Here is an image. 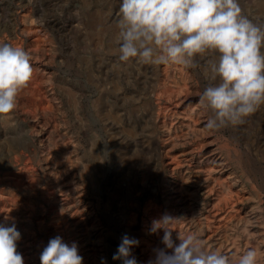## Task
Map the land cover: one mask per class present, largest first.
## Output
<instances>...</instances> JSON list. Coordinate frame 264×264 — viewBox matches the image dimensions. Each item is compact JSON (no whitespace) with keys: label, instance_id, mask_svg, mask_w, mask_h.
Wrapping results in <instances>:
<instances>
[{"label":"bare ground","instance_id":"obj_1","mask_svg":"<svg viewBox=\"0 0 264 264\" xmlns=\"http://www.w3.org/2000/svg\"><path fill=\"white\" fill-rule=\"evenodd\" d=\"M23 1L29 2L32 0ZM256 7L261 13H264V1L257 3ZM29 9L21 12V14H19L20 16L17 15V19L12 18L14 20L12 21L11 27L9 28V30L11 29L10 36L9 38H6V41H4V43L21 46L26 52L30 54L34 73L28 86L19 93L17 99V107L11 114V117H5L4 122L0 123V144L3 145L5 151L3 154L7 156L6 160L3 158L6 161L2 166L3 168H0V225L12 226L13 224H15L17 230L21 233V239L17 242V251L22 254L24 258V264H26V259H29L27 246L30 243L33 244L37 248V250H40L44 247L43 245L46 241L49 242L50 239L55 238L56 236H60L63 242L69 245H71L73 242L77 244L78 252L83 257V264H98V256L99 254H101L99 253V248H101L100 242L102 241L100 233L102 225H107V227L110 228L109 225L111 222V218L107 216L108 213L104 215L103 210L105 209V212L108 211L110 207L109 201H112L118 197L117 188L114 181L112 179V182L109 180L111 184L108 188L106 195L107 199L104 203V196L102 193L103 191H101L99 182L100 175H98V165L97 163L94 165V162L89 160L85 155L86 146L90 141L85 146V142L82 139H79V130L78 132H76L75 128V130L72 129L71 131H69L67 128H62V126L65 125V114H68L69 112V117L71 116V120H73V123L81 122L80 124L83 125L84 120L82 122L79 111L77 109L76 101L79 99V97L77 96V94L72 92L73 87L71 89L67 85H62V87L60 88L59 86L61 85V80H57L56 78H54L56 75L54 77L53 75H51V73H55L54 71L56 70L54 64L59 63L58 61L60 60V56H57V52L59 50V48H57V40L58 35L60 34H58L57 31L53 29V25L51 26L52 28L49 27V23H47L42 15L39 14L38 8V11L36 9ZM89 17H91V15ZM95 17H97V15ZM85 20L88 21V19ZM78 21H80V19ZM52 23L54 24V22ZM84 23L86 24V22ZM96 24L97 23H95V25ZM64 27H62L63 30ZM77 28L79 29V27ZM91 28L93 27L89 25L88 30H93ZM96 31L98 32V30ZM100 32L99 34H101ZM66 39H68V37ZM59 45L58 47H60ZM91 46L93 48V45ZM91 46L89 48H91ZM82 49L80 50L82 51ZM68 53L70 52L68 51ZM87 54H89V51L87 52ZM92 60L93 59H91V61ZM111 63L114 64V62ZM149 65H147L146 68H148ZM160 65L161 64L154 65L155 73L157 75L156 80L154 81V86H152L154 100H149L147 104L142 103V106L144 105L143 108H145L142 112H146L147 117L145 123L146 127H144L147 137L145 138V149L147 150V152L144 153L145 155L148 154V157L146 158L148 159V162H150L149 164L152 165V169L154 170L152 171L154 172L152 177H158L159 173L163 174L164 177L162 176L160 181H157L156 184L154 183L157 179L154 182H150L148 184L149 186L147 185L145 187L143 184L139 183L140 185H138V183H135L132 191L130 190L131 192L128 191L123 193L122 195L119 193L121 195L120 199H126L131 196V198L134 199L133 202L135 201V203H137L141 199L146 200L144 201V208L142 207L143 210L139 211L135 209L133 212L125 211L126 214L123 215L122 233L139 240L138 246H135L131 249V254L136 258L137 264H146V259L151 261L153 260L155 262L156 250L158 249H164L167 253L171 254L172 250L167 249L162 243V238L164 235L163 230L157 232L152 231L153 221L159 220L164 214H169L177 219L174 223L167 226L168 228H170V230H172V238L175 243H179V240L177 238L178 234L182 237L188 234H192L203 239L209 250H219L221 253L229 255L232 258L239 256L248 249L254 248L262 254L259 258V264H264V237L259 234V232L261 231L257 229V221L252 218L253 215L255 217V214L257 212H259L260 215L264 217V201L261 200L262 202H259L257 205L255 202L256 200H260L261 195L264 194V136L260 138L254 133V135L251 136V127L254 128L253 125H245L243 128L240 125H232L233 129H230L231 127L229 128V126H227L220 128L219 130H214V132L218 134L217 138H215L214 140L210 139V132L206 128V124L203 120V114L205 113V111L199 106V101H197L198 103L191 102L190 97H192V92L190 91V89L193 87H191L192 83H189L190 86H188L187 84L190 79L187 80L185 78L187 80L186 83L183 80L181 81L179 79L178 80L180 82L170 80V76L172 75L169 76L170 73H167V71L169 70H163V72L160 71L161 73H159ZM164 65H166V67L168 66L167 64ZM121 68L123 67L121 66ZM99 69L100 68L98 67V70ZM196 71H198L199 73L201 72L200 76L204 77L202 63L201 65L197 66ZM86 74L88 73L86 72ZM93 74L94 73H92L91 75ZM116 75H118V73ZM175 75L177 76V74ZM113 77L112 79H115ZM198 79L195 80L198 81ZM111 82L114 81L111 80ZM198 82L200 83L198 84L201 92H203L204 88L207 87L210 83V81L206 79L205 83L208 82L207 84H203L202 80H199ZM201 92L199 91L200 94ZM91 93L93 94V91ZM122 94L125 93L123 92ZM58 95L61 96V100H59ZM80 96L83 95L81 94ZM88 98H90V96ZM80 101L78 100V102ZM81 103L82 102H80V104ZM126 105L127 104H125V106ZM139 106L135 105V107ZM113 107L115 108V106ZM80 111H82V109ZM138 112H140V110H134V113ZM82 114L84 115V113ZM207 114L209 115V117H211L212 115L210 110ZM110 115H112V113ZM114 115H116V113ZM118 115H120V113ZM87 117L89 116L87 115ZM262 118H264V116H262ZM122 120L124 119L122 118ZM87 121L88 123L90 122L89 120ZM254 122L252 123L254 124ZM257 123L258 122H256V124ZM84 127L82 126L83 129ZM91 128L94 130L93 127ZM126 128L128 129V127ZM130 129H132V127ZM261 129V132L264 133V128ZM114 134L116 135V132ZM220 140H222V142L219 144ZM118 143H120V141ZM128 144L129 142L127 143V145ZM95 145V143L91 142L89 146L90 148H95ZM125 145L126 144H124V147ZM212 145H215L216 149H211L210 146ZM124 147L121 146L120 154L128 158L129 155L126 154L127 151L124 149ZM0 149L2 150V148ZM217 151H219L220 153L225 151V159H223L221 155H217ZM105 152H107L106 149ZM138 154L139 153L137 152V156ZM111 155L113 154L111 153L110 156ZM131 155L130 156L132 158L136 157V155L134 157L133 152L131 153ZM125 157H123V159ZM139 158L140 157H138V159ZM97 161L99 162V159ZM230 161L238 162L245 175L244 182H242L240 178L236 176V171L229 169L228 162ZM232 164L233 163H231V165ZM236 164L234 163V165ZM103 168L101 169L104 170ZM5 170H9V173L8 171L6 173ZM14 177H17L20 180L12 179ZM3 178H6V180L8 181H3L5 180ZM133 179L134 177L132 178V182ZM140 179L141 182L143 177H141ZM120 186H122V184ZM125 186H123V188ZM247 186H250L251 190H249V192L247 191ZM164 188L170 190V198L164 196V193H166L163 191ZM15 191H17L18 194L22 196V198H19V195L15 196ZM172 203L173 205L174 203H176V207H172ZM245 204L249 205V211L247 210L249 214H247L246 210L244 209ZM135 206L133 208H135ZM262 226L264 225H261V227ZM107 239L110 246L116 245L113 239L111 240L109 239V237H107ZM104 245L106 246V244ZM36 257L37 253L32 254L34 262H36L37 260ZM35 264H37V262Z\"/></svg>","mask_w":264,"mask_h":264},{"label":"clouds","instance_id":"obj_2","mask_svg":"<svg viewBox=\"0 0 264 264\" xmlns=\"http://www.w3.org/2000/svg\"><path fill=\"white\" fill-rule=\"evenodd\" d=\"M117 15L115 43L121 62L196 67L197 57L203 58V75L210 83L199 103L212 113L208 130L241 124L264 105V23L244 14L240 0H122ZM33 73L28 52L0 43V123L11 117ZM176 220L164 214L153 221L152 231L163 230L162 243L172 250H156L154 264H259L262 254L254 248L232 258L209 250L192 234H178L175 243L167 226ZM20 239L15 224L0 225V264H24L17 251ZM138 244L125 234L113 260L137 264L131 249ZM39 259L40 264H83L77 244L60 236L49 240Z\"/></svg>","mask_w":264,"mask_h":264},{"label":"rangeland","instance_id":"obj_3","mask_svg":"<svg viewBox=\"0 0 264 264\" xmlns=\"http://www.w3.org/2000/svg\"><path fill=\"white\" fill-rule=\"evenodd\" d=\"M33 1V2H32ZM29 2L23 1V0H0V43H4V41H6V38H9L10 36V32L11 29L9 30V28L11 27V23L14 19H17L18 16H20L19 14H21V12L25 11L26 9L28 10L29 8L31 10H37L38 8V12L39 14L42 15V17L44 18V20L49 23V27L52 28L57 31L58 34V40H57V48H59L58 50V54L57 56L60 58V60L58 61L59 63H55L54 66L56 68V70L54 71L55 73H51V75H53L54 78H56L57 80H61L60 83L61 85L59 86L60 88L62 87V85H67L69 86L71 89L73 87V93L77 94V96L79 97V101L82 102L80 104V102H77V109L79 111L81 120L83 122H87L84 123L83 125L80 124L81 122H72L73 120H71V116L70 112L67 114H65V127L62 126V128H67L69 131H71L72 129H76V132H78L79 130V139H82L86 144L88 143L90 145L91 142L95 143V148L92 147L90 148V146L87 144L86 149H85V155L86 157L91 160L92 162H94V165L97 163L98 165V175L99 179H100V187H101V191H103V196H104V200L103 202L105 203L106 199H107V191L108 188L110 187V184L112 182V180L115 183V186L117 188V192H118V197L112 201H109L110 203V207L109 210L105 212V209L103 210L104 215H106L108 213L107 216H109L111 218V222H110V228L107 227V225H102V229H101V237H102V241L100 242V246L101 248H99V256H98V264H102L101 260H105L106 264H121V260H113V254L116 253L117 248L119 243L121 242V238L122 236H124V233H122V229H123V215L126 214V212H130V211H134L136 210H143L144 208V200H139L137 203H135V201L133 202L134 199L131 198V196H129L128 198L124 199H120L121 195L125 192L128 191H132V189L134 188V184L138 183V185L143 184L144 187L147 186L150 182H154V184H156L157 181H160L161 177L164 175L159 173L158 177H152L153 173L152 171H154L152 169V165H150L148 162V159L146 157H148V154L145 155L144 152H147V150L145 149V145H146V133H145V128L146 127V112H142L144 111L145 108L143 104H147L148 101H152L154 100V93H152V86H154V81L156 80V73H155V69H154V65L153 64H143L138 62L136 59H132L129 62H121L118 58L119 54H118V45H115V36L118 32V29L116 27V21L118 19V9H119V5L120 3H122V0H32ZM82 1V2H81ZM247 1V2H246ZM253 1V2H252ZM264 1V0H260ZM259 0H240V5L242 7V10L244 12V14H246L250 19H253L254 22L257 23H264V13H261L259 11V9L256 7L257 3H260ZM24 3V4H21ZM32 3V4H31ZM248 5H247V4ZM27 4V6H26ZM251 4V6H250ZM256 4V5H255ZM31 5V6H30ZM34 5V6H33ZM23 6V7H22ZM29 6V8H28ZM36 6V7H35ZM249 6V7H248ZM253 6V7H252ZM254 8V9H253ZM29 9V10H30ZM42 9V10H41ZM258 9V11H257ZM18 11V12H16ZM254 11V12H253ZM259 12V14H258ZM95 13V14H94ZM58 14V15H57ZM91 17H89L90 15ZM99 14V15H98ZM18 15V16H17ZM44 15V16H43ZM78 15V16H77ZM86 15V16H85ZM94 15V16H93ZM97 15V17H95ZM258 15V16H257ZM15 16V17H13ZM99 16V17H98ZM62 17V18H61ZM14 18V19H12ZM85 19L91 20L88 21ZM102 18V19H100ZM258 18V19H257ZM49 19V20H48ZM80 19V22L78 21ZM100 19V21H99ZM56 20V21H55ZM7 21V23H6ZM11 21V22H10ZM62 21V22H61ZM74 21V22H73ZM76 21V24H75ZM54 22V24L52 23ZM65 22V23H64ZM79 22V23H77ZM86 22V24L84 23ZM68 23V24H67ZM95 23H97L95 25ZM72 26H71V25ZM53 25V26H52ZM76 25V26H75ZM87 25V27H86ZM89 25L93 28V30H88L89 29ZM52 26V27H51ZM60 26V27H59ZM65 26V27H64ZM67 26V27H66ZM75 26V27H74ZM100 26V27H99ZM56 27V28H55ZM64 27V30L63 28ZM79 27V29L77 28ZM7 28V29H6ZM67 28V29H66ZM77 28V29H76ZM101 28V29H100ZM61 29V30H60ZM71 29V30H70ZM98 30V32L96 30ZM59 30V31H58ZM67 30V31H66ZM74 30V31H72ZM83 30V31H82ZM4 31V32H3ZM72 31V32H71ZM76 31V32H75ZM91 31V32H89ZM93 31V32H92ZM95 31V32H94ZM101 31V32H100ZM80 32V33H78ZM89 32V34H88ZM99 32L101 34H99ZM2 33V35H1ZM66 33V34H65ZM87 33V34H85ZM65 34V35H64ZM72 34V35H71ZM4 35V36H3ZM62 35V36H61ZM77 35V36H76ZM91 35V37H90ZM93 35V37H92ZM97 35V36H95ZM87 36V37H86ZM89 36V37H88ZM101 36V38H100ZM3 37V38H2ZM5 37V38H4ZM68 37V39H66ZM95 37V38H94ZM98 39H97V38ZM103 37V39H102ZM62 38V39H61ZM75 38V39H74ZM85 39V43H84V39ZM91 38V39H90ZM100 38V39H99ZM5 39V40H4ZM66 39V40H65ZM93 39V40H92ZM106 39V40H105ZM83 40V42H82ZM91 42H90V41ZM100 40V42H99ZM66 41V42H65ZM69 41V42H68ZM72 41V42H71ZM96 41V42H94ZM98 41V43H97ZM59 42V43H58ZM62 42V43H61ZM82 42V43H81ZM102 42V43H101ZM108 42V44H107ZM61 43V44H60ZM87 43V44H86ZM92 43V44H90ZM101 43V44H100ZM106 43V44H105ZM60 44V45H59ZM69 44V45H67ZM79 44V45H78ZM87 46H86V45ZM98 44V45H97ZM101 46H100V45ZM58 45L60 47H58ZM63 45V46H61ZM74 48H73V46ZM93 45V48L92 46ZM96 45V46H94ZM84 46V47H83ZM91 46V48H89ZM100 48H99V47ZM70 47V48H69ZM109 47V48H107ZM114 47V48H113ZM117 47V48H116ZM85 48V49H82ZM98 48V49H97ZM115 50L113 51L112 50ZM62 49V50H60ZM76 49V51H75ZM82 49V51L80 50ZM66 50V51H65ZM80 50V51H79ZM112 50V51H111ZM68 51L70 53H68ZM85 51H89V54H87V52ZM101 51V52H100ZM62 52V53H61ZM79 54H78V53ZM92 52V53H91ZM60 53V54H59ZM67 55H65V54ZM63 54V55H62ZM71 54V55H70ZM86 54V55H85ZM76 55V56H75ZM89 55V56H88ZM96 55V56H95ZM64 59H63V57ZM88 56V57H87ZM98 56V57H97ZM74 57V58H73ZM76 57V58H75ZM93 57V58H92ZM96 57V58H95ZM68 58V59H67ZM200 57H197V61H198V65L204 64V60L203 58L199 59ZM75 59V60H74ZM78 59V60H77ZM86 59V60H85ZM91 59H93L91 61ZM64 62H63V61ZM73 61V62H72ZM91 61V62H90ZM95 61V62H94ZM63 62V63H62ZM87 62V63H86ZM111 62H114L111 63ZM76 63V64H75ZM121 63V64H120ZM124 63V64H123ZM62 64V65H61ZM82 64V65H80ZM89 64V65H88ZM141 64V65H140ZM60 65V66H59ZM64 65V66H63ZM72 65V66H71ZM76 65V66H75ZM78 65V66H77ZM88 65V66H87ZM139 65V66H138ZM145 65V66H144ZM148 66V68H146ZM168 66L166 67V65L161 64L160 68H159V73L163 72V70H169L167 71V73L172 76H170V80H175V81H179V80H183L185 83L187 80H189L187 82L188 86H190L189 83H192L191 87L193 88H189L190 91L192 92V97H190L191 102L193 103H198L197 101H199V97H200V93L201 92L200 88H199V80L203 81V84H207L208 82L205 83V79L204 77H201L200 74L197 70V66L196 67H184V66H180V65H174V64H167ZM68 66V67H67ZM83 66V67H81ZM87 66V67H86ZM97 66V67H96ZM121 66L123 68H121ZM143 66V67H142ZM163 66V68H162ZM175 66V67H174ZM85 67V68H84ZM98 67L100 68L98 70ZM115 67V68H114ZM117 67V68H116ZM120 67V69H119ZM142 67V68H141ZM151 67V68H150ZM166 67V69H165ZM171 69H170V68ZM180 67V68H179ZM65 68V69H64ZM67 68V69H66ZM72 68V69H70ZM84 68V69H83ZM144 68V69H143ZM184 68V69H183ZM195 70H194V69ZM59 69V70H58ZM86 69V70H85ZM95 69V71H94ZM119 69V71H118ZM125 69V71H124ZM179 69V70H178ZM181 69V70H180ZM189 71H188V70ZM89 70V71H87ZM97 70V71H96ZM115 70V71H114ZM128 70V73H127ZM176 70V72H175ZM93 71V72H92ZM100 71V72H99ZM153 71V72H152ZM161 71V72H160ZM182 71V72H181ZM188 71V72H187ZM63 72V73H61ZM74 72V73H73ZM80 74H79V73ZM86 72L88 74H86ZM97 72V73H95ZM184 72V74H183ZM186 72V75H185ZM58 73V74H56ZM72 73V74H71ZM77 73V74H76ZM92 73L96 74V75H91ZM118 73V75L116 74ZM122 73V74H121ZM172 73V74H171ZM190 73V74H189ZM61 74V75H60ZM62 74H66L65 76ZM90 74V75H89ZM177 74V76L175 75ZM188 74V75H187ZM86 75V76H85ZM98 75V76H97ZM103 75V76H102ZM116 75V76H115ZM129 75V76H128ZM181 75V76H180ZM184 75V77H183ZM192 75V76H191ZM115 76V77H113ZM118 76V78H117ZM133 78H132V77ZM180 76V78H179ZM187 76V77H186ZM198 76V77H197ZM67 77V78H66ZM69 77V78H68ZM100 77V78H99ZM113 78H117L116 81ZM126 77V78H125ZM129 77V78H128ZM183 77V78H182ZM192 77V78H191ZM197 77V78H196ZM201 77V78H200ZM65 78V79H64ZM108 78V79H107ZM113 80L114 82H111V80ZM131 78V79H130ZM187 80H186V79ZM199 78V79H198ZM68 79V80H67ZM102 79V80H101ZM179 79V80H178ZM195 79H198L195 80ZM204 79V80H203ZM78 80V81H77ZM110 80V81H109ZM119 80V81H117ZM128 80V81H127ZM153 80V82H152ZM81 81V82H80ZM92 81V82H91ZM100 81V82H99ZM194 81V83H193ZM72 82V83H71ZM85 82V83H84ZM130 82V83H129ZM180 82V81H179ZM77 83V84H76ZM101 83V84H100ZM105 83V84H104ZM116 83V84H115ZM170 83V82H169ZM199 83V84H198ZM83 84V85H82ZM86 84V85H84ZM94 84V85H92ZM100 84V85H98ZM124 84V85H123ZM172 84V83H171ZM89 85V86H88ZM111 85V86H110ZM116 85V86H115ZM122 85V86H121ZM83 86V87H82ZM88 86V87H87ZM98 86V87H97ZM102 86V87H100ZM127 86V87H126ZM76 87V88H75ZM79 87V88H78ZM82 87V88H81ZM107 87V88H106ZM113 87V88H112ZM116 87V88H115ZM120 87V88H119ZM151 87V88H150ZM89 88V89H88ZM93 90H92V89ZM115 88V89H114ZM126 88V89H125ZM130 88V89H129ZM150 88V89H149ZM199 88V89H198ZM113 89V90H112ZM194 89V90H193ZM95 90V91H94ZM98 90V91H97ZM121 90V91H120ZM127 93H126V91ZM193 90V91H192ZM196 90V91H195ZM93 91V94L91 92ZM101 91V92H100ZM115 91V92H114ZM117 91V92H116ZM109 92V93H108ZM125 94H122V93ZM104 95H102V94ZM113 93V94H110ZM199 93V94H198ZM202 93V92H201ZM83 96H80V95ZM108 95V96H107ZM128 95V96H127ZM133 95V96H132ZM194 95V97H193ZM59 96V100H61V96ZM90 96V98H88ZM111 96V97H110ZM118 96V97H117ZM121 96V97H120ZM124 96V97H123ZM126 96V97H125ZM81 97V98H80ZM87 97V98H86ZM93 97V98H92ZM106 97V98H105ZM115 97V98H113ZM103 98V99H102ZM127 98V99H126ZM132 98V100H131ZM196 98V99H195ZM86 99V100H85ZM115 99V100H114ZM126 99V100H125ZM140 99V100H139ZM189 99V100H190ZM193 99V100H192ZM124 100V101H123ZM134 100V101H133ZM146 100V101H145ZM95 101V102H94ZM126 101V102H125ZM195 101V102H194ZM107 102V103H106ZM115 102V103H114ZM128 102V103H127ZM146 102V103H145ZM80 104V105H79ZM125 104H127L125 106ZM139 106V107H135ZM200 104V103H199ZM197 104V105H199ZM85 105V106H84ZM92 105V106H91ZM122 105V106H121ZM90 109H89V107ZM115 106V108L113 107ZM146 106V105H145ZM204 111L205 113L203 114V120L204 123H207V119H209V115L207 114L209 109L202 107L201 105H199ZM82 107V108H81ZM98 110H97V108ZM112 107V108H111ZM124 107V108H123ZM130 107V108H129ZM108 108V109H107ZM130 110H129V109ZM143 108V109H142ZM82 109V111H80ZM94 109V110H93ZM140 110V112L138 113H134V110ZM262 109V110H261ZM101 110V111H100ZM105 110V111H104ZM110 110V111H109ZM132 110V111H131ZM207 110V111H206ZM261 110V111H260ZM109 111V112H108ZM117 111V112H116ZM123 111V112H122ZM81 112V113H80ZM96 112V113H94ZM106 112V113H104ZM112 115H110L111 113ZM120 115H118L119 113ZM129 112V114H128ZM132 112V113H131ZM258 112V113H257ZM84 113V115L82 114ZM109 113V114H108ZM116 113V115H114ZM118 113V114H117ZM256 113V114H255ZM264 105H262L260 108L257 109V111H255L254 113H252L251 115H249L248 117L245 118L244 122L241 124H238L236 126H242V128L245 125H250V126H254L251 127V136L252 135H257L260 138L262 136H264V133H262V129L264 128V118H262V116H264ZM94 116H93V115ZM100 114V115H99ZM104 114V115H103ZM262 116H261V115ZM87 115L89 117H87ZM97 117H96V116ZM103 117H102V116ZM107 117H106V116ZM208 115V116H207ZM253 115V117H252ZM84 116V117H83ZM92 116V117H91ZM111 116V117H110ZM261 116V117H260ZM97 119H96V118ZM106 117V118H105ZM251 117V118H250ZM90 118V119H89ZM93 118V119H91ZM105 122H104V119ZM116 122H115V119ZM118 118V120H117ZM122 118L124 120H122ZM132 118V119H131ZM250 118V120H249ZM261 118V119H260ZM100 119V120H99ZM109 119V120H108ZM121 119V120H120ZM131 119V120H130ZM134 119V120H133ZM206 119V120H205ZM253 119V120H252ZM89 120L90 122L88 123ZM92 120V121H91ZM103 120V122H102ZM108 120V121H107ZM126 120V121H125ZM96 123H94V122ZM119 121V122H118ZM128 121V122H127ZM250 121V122H249ZM255 121V122H254ZM261 121V122H260ZM92 122V123H91ZM102 122V123H100ZM124 122V123H123ZM134 122V124H133ZM246 122V123H245ZM248 122V123H247ZM254 122V124L252 123ZM256 122H258L256 124ZM99 123V124H98ZM104 123V124H103ZM109 123V124H108ZM115 123V124H114ZM136 123V126H135ZM250 123V124H249ZM75 124V125H74ZM114 124V125H113ZM139 124V125H138ZM259 124V125H258ZM262 126H261V125ZM68 125V127H67ZM74 127H72V126ZM78 125V126H77ZM94 125V126H93ZM102 125V126H101ZM106 127H105V126ZM125 125V126H124ZM132 127V129L129 128ZM258 125V126H257ZM82 126L84 127V129L82 128ZM89 126V127H88ZM108 126V128H107ZM111 126V127H110ZM121 126V127H120ZM123 126V127H122ZM261 126V127H260ZM88 127V128H87ZM93 127L94 130L91 128ZM97 129H96V128ZM103 127V128H102ZM116 127V128H115ZM128 127V129L126 128ZM136 127V128H135ZM231 127V128H230ZM91 128V129H90ZM119 128V129H118ZM126 128V129H125ZM135 128V129H133ZM142 128V129H141ZM230 129H233L232 125H229ZM74 129V130H75ZM101 129V130H98ZM104 129V130H103ZM113 129V130H112ZM121 129V130H120ZM138 129V130H137ZM254 129V130H253ZM81 130V131H80ZM85 130V131H84ZM98 130V131H97ZM115 130V131H114ZM119 130V131H118ZM125 130V132H124ZM135 130V131H132ZM93 131V132H92ZM107 131V132H105ZM121 131V132H120ZM132 131V132H131ZM258 131V132H255ZM260 131V133H259ZM92 132V133H91ZM111 132V133H110ZM116 132V135L114 133ZM210 132V139H215L217 138V133L214 132V130H209ZM126 133V134H125ZM212 133V134H211ZM254 133V134H253ZM103 134V135H102ZM107 134V135H106ZM109 134V137H108ZM114 134V135H113ZM136 134V135H135ZM84 135V136H83ZM97 135V136H96ZM119 135V136H118ZM214 135V136H213ZM115 136V137H114ZM132 136V137H131ZM136 136V137H135ZM94 138V139H93ZM106 140H105V139ZM111 138V139H110ZM120 138V139H119ZM85 139V140H84ZM90 139V140H89ZM109 139V140H108ZM115 139V140H114ZM120 143H118L119 141ZM122 139V140H121ZM94 140V141H93ZM126 140V141H125ZM132 140V141H131ZM139 140V141H138ZM105 141V143H104ZM113 141V142H112ZM129 142V144L127 145V143ZM135 142V143H134ZM141 142V143H140ZM222 142V140L219 141V144ZM218 143V142H217ZM216 143V144H217ZM113 144V145H112ZM123 144V145H121ZM124 144L125 147H124ZM131 144V145H130ZM215 144V145H216ZM112 145V146H109ZM116 145V146H115ZM124 147V149L127 151L126 154L129 155V157H125L122 156L120 154L121 151V146ZM212 145L210 146L211 149L214 148L216 149V146ZM115 146V148H114ZM127 146V147H126ZM99 147V148H98ZM104 147V149H103ZM0 148H2V150L0 149V168H3L2 166L4 165V163L6 162L5 160L7 159V156L5 154H3L4 148L3 145L0 144ZM117 148V149H116ZM129 148V149H128ZM137 148V149H136ZM105 149L107 152H105ZM111 149V150H109ZM135 151H134V150ZM3 151V152H2ZM140 151V152H139ZM98 152V153H97ZM116 152V153H115ZM134 153V157L136 155L135 158H132L131 153ZM136 152V153H135ZM137 152L139 153L137 156ZM142 152V153H141ZM88 153V154H87ZM97 153V155H96ZM113 154L110 156V154ZM99 154V155H98ZM131 155V156H130ZM141 155V156H140ZM143 155V156H142ZM217 155H221L223 157V159H225V151H223L222 153H220L219 151H217ZM104 156V157H102ZM121 156V157H120ZM100 157V158H99ZM123 157H125L123 159ZM138 157H140L138 159ZM221 157V158H222ZM5 160H4V159ZM122 158V159H121ZM143 160H142V159ZM99 159V162L97 161ZM105 161H104V160ZM113 159V160H112ZM117 159V161H116ZM96 160V161H95ZM124 160V162H123ZM131 160V162H130ZM103 161V162H102ZM113 161V162H112ZM145 161V164H144ZM3 162V163H2ZM138 162V163H137ZM2 163V164H1ZM115 163V164H114ZM125 163V164H124ZM149 166H148V164ZM230 163V164H229ZM231 163H233L231 165ZM234 163L236 165H234ZM101 164V166H100ZM117 165V166H116ZM141 167H139V166ZM228 166L230 170L236 171L235 174L237 177L240 178V180L242 182H244V172L242 171V168L240 167V165L238 164V162L236 161H230L228 162ZM232 166V167H231ZM104 167V168H103ZM117 167V168H116ZM138 167V168H137ZM147 167V168H146ZM231 167V168H230ZM236 167V168H235ZM101 168H103L104 170H102ZM111 168V169H110ZM128 168V169H127ZM135 168V169H132ZM140 168V169H139ZM145 168V169H144ZM233 168V169H232ZM101 169V170H100ZM124 169V170H123ZM130 169V170H129ZM144 169V170H143ZM150 169V170H149ZM235 169V170H234ZM113 172H112V171ZM122 170V171H121ZM127 170V171H126ZM135 170V171H134ZM240 170V171H239ZM6 173L9 170H5ZM102 171V172H101ZM125 171V172H124ZM143 171V172H141ZM242 171V172H241ZM107 172V173H106ZM123 172V173H122ZM139 172V173H137ZM5 173V172H4ZM111 173V174H110ZM118 173V174H117ZM146 173V174H145ZM243 173V174H242ZM145 174V175H144ZM149 174V175H148ZM238 174V175H237ZM241 175V176H240ZM150 176V177H149ZM103 177V178H102ZM118 177V178H117ZM133 182H132V178ZM139 177V178H138ZM143 177L142 181L140 182V178ZM145 177V178H144ZM243 177V178H242ZM105 178V179H104ZM110 178V179H109ZM131 178V179H130ZM153 178V179H152ZM167 178V177H166ZM5 180L3 181H8L6 180V178H3ZM9 179V178H7ZM12 179H16V180H20L17 177L12 178ZM112 179V180H111ZM152 179V180H151ZM168 179V178H167ZM166 179V180H167ZM111 182H110V181ZM139 180V182H138ZM149 180V181H148ZM2 181V182H3ZM10 181V180H9ZM107 181V182H106ZM118 181V182H117ZM140 183V184H139ZM169 183V181H168ZM122 184V186H120ZM124 184V185H123ZM167 184V183H166ZM127 185V186H125ZM123 186H125L123 188ZM133 186V187H132ZM149 186V185H148ZM127 187V188H126ZM104 189V190H102ZM125 190V191H124ZM163 190V189H162ZM161 190V191H162ZM168 190V191H167ZM250 186H247V191L249 192ZM130 191V192H131ZM164 192V196L170 198V190L164 188L163 190ZM121 195H120V194ZM14 195L17 196L19 198H22V196L20 194H18L17 191L14 192ZM169 195V196H168ZM106 197V198H105ZM132 199V200H131ZM131 200V201H130ZM264 201V194L261 195L260 200H256V205L259 202ZM204 201V200H202ZM123 202V203H122ZM130 202V203H129ZM121 203V204H120ZM126 203V204H125ZM128 203V204H127ZM133 203V204H132ZM138 204V206H137ZM249 204V203H248ZM136 205V206H135ZM141 205V206H140ZM172 207H176V203L171 204ZM245 204L244 205V209L246 210L247 214H249V205ZM255 205V206H256ZM122 206V207H120ZM131 206V207H130ZM135 206V208H133ZM116 207V209H115ZM143 207V208H142ZM114 208V209H113ZM120 208V209H119ZM139 208V209H138ZM243 209V210H244ZM118 210V211H117ZM248 210V211H247ZM110 211V212H109ZM122 211V212H121ZM126 211V212H125ZM118 212V213H117ZM116 213V214H114ZM122 213V214H121ZM111 214V215H110ZM113 214V216H112ZM260 218H259V217ZM258 217V218H257ZM107 218V217H106ZM113 218V219H112ZM117 218V219H116ZM253 219H255L257 221V229H259L261 232H259V234L264 237V226L261 227V225H264V217H262L260 215L259 212H257L252 216ZM120 219V220H119ZM261 219V220H260ZM117 221V222H116ZM120 222V223H119ZM120 224V225H119ZM261 224V225H260ZM117 225V226H116ZM122 226V227H121ZM104 227V228H103ZM109 228V229H108ZM119 228V230H118ZM262 228V229H261ZM109 230V231H108ZM111 232V233H110ZM120 232V233H119ZM116 233V234H115ZM118 233V234H117ZM113 234V235H112ZM107 237H109V239H113V241L115 242L116 245H109V241L107 239ZM111 237V238H110ZM106 239V240H105ZM115 239V240H114ZM31 241V240H30ZM47 242V241H46ZM44 243V247L47 246V243ZM104 242V243H103ZM106 244V246L104 245ZM109 246V247H108ZM27 253H28V257L26 259V264H35L37 262V264H40L38 262H40V254L43 251L44 247L40 250H37V248L33 245V244H29L27 246ZM112 247V248H111ZM36 250H35V249ZM101 249V250H100ZM114 251H113V250ZM32 250V251H31ZM103 250V252H102ZM116 250V251H115ZM38 251V252H37ZM40 252V253H39ZM37 253V257H36V262L33 261L32 258V254ZM103 253V254H102ZM110 253V254H109ZM32 258V259H31ZM107 258V259H106ZM151 260H147L146 259V264H149ZM108 262V263H107ZM151 262L154 261L152 260Z\"/></svg>","mask_w":264,"mask_h":264}]
</instances>
